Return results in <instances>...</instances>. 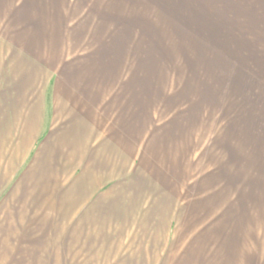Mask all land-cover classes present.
Instances as JSON below:
<instances>
[{
	"label": "crops",
	"instance_id": "0c3cea01",
	"mask_svg": "<svg viewBox=\"0 0 264 264\" xmlns=\"http://www.w3.org/2000/svg\"><path fill=\"white\" fill-rule=\"evenodd\" d=\"M235 3L252 14L237 67L249 49L264 64V0ZM82 24L53 0H0V264H175V228L196 206L175 118L157 121L145 64L122 71Z\"/></svg>",
	"mask_w": 264,
	"mask_h": 264
},
{
	"label": "rangeland",
	"instance_id": "374dc122",
	"mask_svg": "<svg viewBox=\"0 0 264 264\" xmlns=\"http://www.w3.org/2000/svg\"><path fill=\"white\" fill-rule=\"evenodd\" d=\"M187 1L53 0V14L99 30L122 71L141 60L157 121L175 118L196 194L175 228V264H264V64L251 67L247 52L236 64L237 24L250 39L252 14H236L235 0H212L211 14Z\"/></svg>",
	"mask_w": 264,
	"mask_h": 264
}]
</instances>
